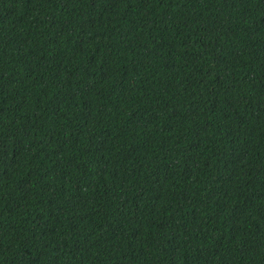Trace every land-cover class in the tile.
Masks as SVG:
<instances>
[{
	"label": "trees",
	"instance_id": "1",
	"mask_svg": "<svg viewBox=\"0 0 264 264\" xmlns=\"http://www.w3.org/2000/svg\"><path fill=\"white\" fill-rule=\"evenodd\" d=\"M0 264H264V0H0Z\"/></svg>",
	"mask_w": 264,
	"mask_h": 264
}]
</instances>
